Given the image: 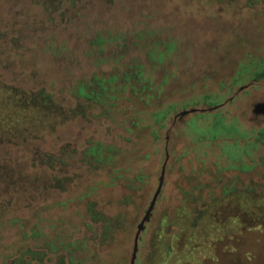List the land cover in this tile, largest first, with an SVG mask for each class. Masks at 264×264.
<instances>
[{
	"label": "rangeland",
	"instance_id": "obj_1",
	"mask_svg": "<svg viewBox=\"0 0 264 264\" xmlns=\"http://www.w3.org/2000/svg\"><path fill=\"white\" fill-rule=\"evenodd\" d=\"M248 1L49 0L56 9L48 14L42 5L45 0H0V77L25 86L53 79L59 80L56 86H65L74 77H86L93 69L109 68L110 63L95 65L88 52L87 39L97 31L118 32L127 42L138 41L140 44H135L130 53L142 58L144 53L139 46L143 42H148L149 47L173 43L174 49L162 61L164 69L156 68L152 73L156 82L163 75L169 78L162 108L170 107L161 121L153 123L159 134L153 144L159 151L139 163L149 179L142 194L143 210L125 242L128 262L137 225L158 185L165 160L161 191L140 233L135 264H145L147 255L154 252L149 241L161 228L160 223L167 217H176V208L202 205L220 197L232 185H264V143L249 151L244 148L245 141L251 138H245L243 133L264 126V114L253 111L255 103L264 101V71L259 72L257 65L244 70L248 54L257 57L256 63L264 57V0H251L250 5ZM138 32L145 33L137 39L134 35ZM58 46L64 49L54 54L52 48L56 50ZM114 47L115 43L110 42L104 51ZM209 106L212 109L181 113L191 107ZM103 134L105 124L99 119L74 118L59 124L55 131H43L38 140L25 146L0 143V163L7 162L8 155L18 157L22 149L30 150L28 154L34 149L57 151L64 144L81 147L89 137ZM151 141L143 147L147 149ZM137 163L136 160L133 165L136 167ZM78 186H73L71 192ZM225 199L216 201L219 204L214 214L208 213V218L218 223L214 225L219 230L218 241L209 242L204 253L187 250L181 255L187 241L183 233L179 239L182 241L175 240L181 258L175 264H264V216L255 217L253 222L259 232L250 234L243 230L230 238V233H226L230 226L225 225L232 204ZM42 214L56 216L59 208ZM164 229L173 231L174 226L166 224ZM216 236L213 232L211 240ZM242 239H251L255 248H243ZM197 245L193 242L189 247ZM172 262L167 257L160 264Z\"/></svg>",
	"mask_w": 264,
	"mask_h": 264
},
{
	"label": "trees",
	"instance_id": "obj_2",
	"mask_svg": "<svg viewBox=\"0 0 264 264\" xmlns=\"http://www.w3.org/2000/svg\"><path fill=\"white\" fill-rule=\"evenodd\" d=\"M45 1L42 5L50 14L56 8ZM144 33L134 36L138 39ZM87 40L94 64L110 63L105 71L93 69L86 77L64 81L65 86H56L58 79L25 86L0 77V143L25 146L43 131H55L74 118L99 119L106 133L104 138L89 137L81 147L64 144L57 151L32 149L28 154L30 150L22 149L18 157L8 155L7 162L0 163V264H129L125 242L143 210L142 194L149 179L139 163L159 151L153 144L159 135L153 123L161 121L170 107L162 108L169 78L163 75L156 82L152 73L164 69L162 61L174 46L149 47L143 42L139 46L142 58L130 53L140 43L125 41L118 32L97 31ZM110 42L115 47L104 51ZM61 49L58 46L52 52L58 54ZM248 58L244 70L257 65L259 72L264 71V57L257 63L252 54ZM243 135L251 138L244 145L249 151L264 143V126ZM148 140L152 141L145 149ZM229 189L222 194L232 204L225 225L230 226L228 237L243 230L259 232L253 222L264 216V185ZM222 195L202 205L184 204L175 209L176 217L162 220L149 241L154 252L147 255L145 264H160L167 257L174 260L172 264L179 261L175 240L182 239L183 233L187 241L181 255L187 250L204 253L209 242L215 244L218 223L208 213H215L216 201L225 198ZM51 208H59V214H42ZM166 224L174 230L164 229ZM213 232L217 236L211 240ZM244 241H240L243 248H255L251 239ZM193 242L197 247H189ZM79 250L84 253L80 255Z\"/></svg>",
	"mask_w": 264,
	"mask_h": 264
},
{
	"label": "water",
	"instance_id": "obj_3",
	"mask_svg": "<svg viewBox=\"0 0 264 264\" xmlns=\"http://www.w3.org/2000/svg\"><path fill=\"white\" fill-rule=\"evenodd\" d=\"M218 105V104H217ZM216 106V105H215ZM214 107V106H213ZM205 109H212V106L209 107H203V108H196V107H191L189 109H184L181 113H187L188 111H195V110H205ZM253 111L256 113H262L264 114V101H260L254 104ZM165 166H166V160L162 164L161 170H160V175H159V182L158 185L153 193V196L145 210L144 215L142 216L140 222L137 225V230L135 232L134 238H133V247H132V252L129 260V264H135L136 258H137V250H138V242L140 238V233L145 227L146 221L149 220L150 215L152 213V209L154 207L155 201L161 191L162 183L164 180V174H165Z\"/></svg>",
	"mask_w": 264,
	"mask_h": 264
}]
</instances>
